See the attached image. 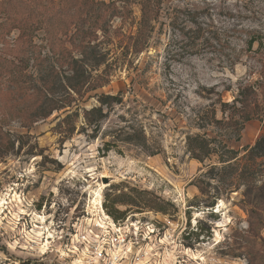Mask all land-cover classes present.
<instances>
[{
  "label": "rangeland",
  "instance_id": "obj_1",
  "mask_svg": "<svg viewBox=\"0 0 264 264\" xmlns=\"http://www.w3.org/2000/svg\"><path fill=\"white\" fill-rule=\"evenodd\" d=\"M38 1L35 13L64 19L85 1L108 8L59 32L77 74L43 29L0 40L21 71L0 85L13 147L0 159V264H92L90 231L121 220L141 228L133 252L147 264H264V156L248 157L264 137V0ZM101 96L118 101L88 125Z\"/></svg>",
  "mask_w": 264,
  "mask_h": 264
},
{
  "label": "trees",
  "instance_id": "obj_2",
  "mask_svg": "<svg viewBox=\"0 0 264 264\" xmlns=\"http://www.w3.org/2000/svg\"><path fill=\"white\" fill-rule=\"evenodd\" d=\"M34 7H36L37 9L39 8V1L38 0H0V16L4 15L5 17V21L4 23L0 24V28L5 29L4 34L2 35V31L0 30V40L2 42H4V35L8 32L7 31L10 29H16L18 28V30H22V31H34V29H43L44 32L46 33V36L48 38V43H50V46L52 47V49H55L56 47V51L58 52L60 58H59V62H63V64H65L69 70H71L72 72H74L75 74L78 73V71L80 70V66L78 65L79 62H77L76 60H70L67 61V55H68V51L66 48H64V46L62 45V43L60 42L59 39H57L59 32L61 34L66 35V31L72 26H76L79 28V25H81L82 23L85 22L83 15L86 14H91V13H96V15H98V17H96L95 19L97 20L100 17V12L102 10H106L108 8V5H105L104 3H87V1L81 3L78 7L77 12L75 13V15H72V18L69 19H64V17L62 16V14L59 11H46L43 12L42 14L39 13H35ZM41 9H44L43 7H41ZM45 10V9H44ZM22 13L24 16L18 15V13ZM150 10L145 9L144 7L142 8V21L146 22L147 20H149L150 18ZM22 17H24L22 20H26V22L21 23L22 20H20ZM99 20V19H98ZM64 25L66 26V29L64 30ZM24 34V33H22ZM59 43V46H55L56 44L53 45L54 42ZM55 54V53H54ZM62 64V65H63ZM0 85L2 84V81L5 77H17L19 75H21V71L19 69V67L17 65L14 64V62L10 61V60H5L2 59V57H0ZM74 89V88H73ZM75 92H78V90H74ZM252 93V90H249ZM242 96V100L241 98L239 99V101H236L240 104V108L239 110H244V120L248 121L250 119V113L246 111V107H247V100H245V98L243 99V97H245V95ZM117 98L116 97H108V96H101L99 98V102H100V107L99 108H95L92 109L88 112H85L84 114V119L85 122L88 125H92L94 123H98L101 119H102V107L105 105H110L113 102H117ZM235 102V103H236ZM45 116V115H44ZM48 114H46L45 117H47ZM65 122V121H64ZM67 122V120H66ZM5 134H3V132L0 131V159L5 156L6 154L9 153V151H11L13 149L12 144L8 147V145H6L5 143H8L9 140ZM194 142V144H193ZM195 142H199L198 145L196 146L198 150H195ZM10 143V142H9ZM109 146H107L106 148V152L109 151ZM188 147H189V152L192 154L194 159H197L199 161L203 160L204 157H208L209 156V152L210 150H208V146L206 144L205 141L200 139L194 138V139H189L188 142ZM201 152L204 151V155L203 157H200L197 155V152ZM231 153V152H230ZM264 156V137H261L256 144L249 150L248 152V157L254 161V159L256 158H260ZM231 159H234V157H231ZM230 159V160H231ZM110 195L107 194L106 196V200L104 203V209L107 212V215L109 217H111L113 220H118L119 218H121L124 213L123 212H119V210L116 208H114V206H107L105 204L108 203V199H109ZM107 202V203H106Z\"/></svg>",
  "mask_w": 264,
  "mask_h": 264
},
{
  "label": "built area",
  "instance_id": "obj_3",
  "mask_svg": "<svg viewBox=\"0 0 264 264\" xmlns=\"http://www.w3.org/2000/svg\"><path fill=\"white\" fill-rule=\"evenodd\" d=\"M105 227H100L99 232L95 231V234L90 231V243L93 248L89 253V263L147 264L144 258L149 256V252L148 255L144 252L145 250H140L138 255L133 252L134 247L139 246L137 239L141 234L139 233L141 228L137 222L110 221L109 227Z\"/></svg>",
  "mask_w": 264,
  "mask_h": 264
},
{
  "label": "water",
  "instance_id": "obj_4",
  "mask_svg": "<svg viewBox=\"0 0 264 264\" xmlns=\"http://www.w3.org/2000/svg\"><path fill=\"white\" fill-rule=\"evenodd\" d=\"M105 184H106V182H105Z\"/></svg>",
  "mask_w": 264,
  "mask_h": 264
}]
</instances>
